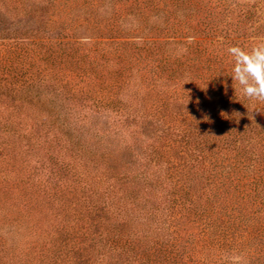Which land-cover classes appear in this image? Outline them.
I'll return each mask as SVG.
<instances>
[{
	"label": "trees",
	"instance_id": "1",
	"mask_svg": "<svg viewBox=\"0 0 264 264\" xmlns=\"http://www.w3.org/2000/svg\"><path fill=\"white\" fill-rule=\"evenodd\" d=\"M260 44L264 0H0V264H264Z\"/></svg>",
	"mask_w": 264,
	"mask_h": 264
},
{
	"label": "clouds",
	"instance_id": "2",
	"mask_svg": "<svg viewBox=\"0 0 264 264\" xmlns=\"http://www.w3.org/2000/svg\"><path fill=\"white\" fill-rule=\"evenodd\" d=\"M233 58L230 77L247 98L264 102V44L246 50L239 46L227 49Z\"/></svg>",
	"mask_w": 264,
	"mask_h": 264
}]
</instances>
